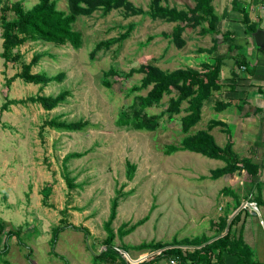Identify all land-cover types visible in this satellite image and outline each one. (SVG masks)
I'll return each mask as SVG.
<instances>
[{
    "label": "rangeland",
    "instance_id": "374dc122",
    "mask_svg": "<svg viewBox=\"0 0 264 264\" xmlns=\"http://www.w3.org/2000/svg\"><path fill=\"white\" fill-rule=\"evenodd\" d=\"M15 1L0 0V16L1 7ZM38 1L23 0V4L29 9ZM130 1L149 11L152 0ZM195 2L162 0L164 5L183 9ZM57 5L68 8L67 0H57ZM9 17L14 18V12ZM178 23L154 19L147 13L127 17L122 9L108 13L97 10L79 16L74 24L83 34L81 48L28 40L13 50L22 59L6 62L1 56L0 20V175L7 176L5 185L0 182V221H8L7 231L15 232L9 239L0 236V264H97L94 252L106 248L105 222L118 189L123 194L112 222L114 245L128 261L149 260L155 253L128 252L123 245L208 234L218 208L224 204L221 189L232 186L235 174L214 179L212 170L224 166L225 161L190 150L165 153L169 145H179L183 137L180 118L185 111L169 117L166 107L170 96L165 95L149 108L157 116L156 130L141 131L118 124L120 117L140 108L138 99L133 106L135 97L147 94L149 88H131L140 83L143 74L115 76L112 86L103 81L104 72L111 68L128 72L150 63L174 70L187 67L197 53L205 56L199 48L211 43L213 37L202 36L200 26L183 32L186 44L182 48L164 35ZM130 24L134 29L125 40L104 46L92 56L97 43L119 37ZM36 53L43 56L32 72H63L64 79L42 85L16 76ZM224 66L223 75H230L231 69ZM62 91H67L66 99L52 110L31 100L39 94L54 96ZM14 99L24 102L14 103ZM6 102L9 104L4 109ZM187 106L185 101L182 107ZM52 118L82 120L88 125L83 130L59 131L47 124ZM203 126L204 121L196 128ZM72 152L82 155L64 164L66 155ZM5 162L10 167L7 171ZM128 162L136 165L132 179L127 174ZM148 214L149 219L134 231L118 234L122 225L124 230L130 229ZM71 224L84 227L89 235ZM5 242L8 250H4ZM159 262L164 261L154 264Z\"/></svg>",
    "mask_w": 264,
    "mask_h": 264
},
{
    "label": "trees",
    "instance_id": "16d2710c",
    "mask_svg": "<svg viewBox=\"0 0 264 264\" xmlns=\"http://www.w3.org/2000/svg\"><path fill=\"white\" fill-rule=\"evenodd\" d=\"M194 6H188L187 9L178 8L176 6H169L162 4V0H152L149 11L137 6L130 0H67V10L60 9L57 5V0H39L31 8L26 9L23 0H18L10 5L1 7V26H2V58L5 61L18 62L22 59L19 53L13 54V50L25 43L28 40H41L43 42H52L58 45L70 44L73 48L79 49L83 46V34L80 30L74 28V24L79 16H89L97 10H103L104 13L111 12L114 9H122L125 16L150 14L151 17L161 18L168 22L178 23L171 33H164L165 36L170 37L178 47L182 48L186 44L183 38V32L186 28L201 27L200 33H212L214 45L210 48H199L200 52L212 53L219 44V34L216 29V23L219 19L215 12L213 0H195ZM14 12L15 17L10 18L9 15ZM244 21L247 24L248 31L255 29L252 24H249V16L244 13ZM134 26L130 24L125 33L110 41H101L97 43L96 49L92 52V56L104 46H111L115 42H122L125 40ZM229 36L224 33L223 40L227 41ZM230 50H234V45H229ZM43 56L41 53L33 55L29 63H24L20 76L26 82L35 84L47 85L52 81H62L65 73L57 75H49L46 72H32V67L37 64L39 59ZM242 59H238V63H242ZM223 58H217L215 62H203L200 68L194 67H180L174 70H166L157 65L150 63H143L138 68H131L128 72H122L116 68H111L104 73V83L107 86L113 85L111 78L115 76H122L129 78L135 73L143 74L139 84L134 85L131 91L148 89L147 94L137 95L133 102L139 100L140 108L135 109L125 117L118 119V124L125 125L135 130L153 131L158 127L156 121L157 116L149 112V108L161 102L165 95L170 96L166 111L169 117L179 115L183 110L185 114L180 118L181 131L183 137L179 145H169L165 150L166 154H172L178 150H190L201 153L213 159H220L226 162L222 167L212 170L211 177L217 179L225 174H233L237 171L247 170L250 175L257 172L250 170L254 164L250 159L240 157L233 148L234 142L232 137L228 134V141L224 146H220L215 137L210 133L213 125L218 122H212L207 129L194 130V127L200 122L202 118V107L213 93L214 90L221 88L219 79L220 71L223 66ZM67 91H62L57 95H37L32 97V101L40 102L46 110H52L62 103L67 96ZM187 101L188 106L183 108V103ZM11 102V101H9ZM9 102L4 104V109L7 108ZM14 103L24 102V100H12ZM11 102V103H12ZM224 103H218L219 106ZM47 124L59 131H78L83 130L88 122L78 121H60L57 119H50ZM82 154L79 152H72L66 155L64 164L72 157H79ZM127 174L130 179L133 178L136 165L134 163H127ZM70 180V177L67 176ZM227 189V188H224ZM118 195L112 201L111 212L109 219L105 222V229L108 233L106 239V248L94 252L95 263L102 264H154L160 260L176 259V264H211L214 257L220 259L224 251L230 253H239V259L236 264H245L246 256L237 249H244L243 243L240 239L234 240L231 244V236L228 232L225 236L217 238L202 247H195L194 249L183 248L182 245H200L206 241L203 236L199 237H184L181 239L174 238L171 242L164 241H145L138 245L130 246L123 245V249L130 252L133 250H149L155 253L154 258L149 260H142L140 262L128 261L121 253L120 249L114 245L116 232L112 227V222L117 216V207L119 205V198L123 194L121 189L117 190ZM48 194V192H46ZM149 219V214L136 222L130 229L124 230V225L118 229L119 235H126L136 229L137 226L144 224ZM75 230H82L88 236L87 229L72 225ZM60 228L57 229V231ZM3 234L8 239L15 235L13 230L9 229L5 233V225L0 221V236ZM5 240V238H4ZM4 250H8V245L4 244ZM157 252V253H156ZM31 256V251L28 257ZM70 264V263H69Z\"/></svg>",
    "mask_w": 264,
    "mask_h": 264
},
{
    "label": "crops",
    "instance_id": "0c3cea01",
    "mask_svg": "<svg viewBox=\"0 0 264 264\" xmlns=\"http://www.w3.org/2000/svg\"><path fill=\"white\" fill-rule=\"evenodd\" d=\"M213 5L219 17L216 23L217 37L220 38L218 47L212 53L199 52L205 54L202 57L197 53L195 60L187 66L200 68L203 62L213 63L217 58H223V66L229 67L231 74L223 75L222 66L219 79L221 88L214 90L202 107L200 122L204 121L205 126L196 128L197 124L194 129H207L210 123L218 122L210 130L216 142L224 146L229 132L236 153L250 159L254 164L250 170L257 173L250 175L247 170L233 173L232 186L221 189L225 194L224 204L222 202L218 208L208 234L202 235L206 241L200 245L182 247L199 248L229 232L231 244L237 238L243 243L244 249L235 252L245 254V264H264V49L257 45L252 36L258 28L264 29V0H213ZM245 12L249 16V24L255 27L251 31H248L244 21ZM224 33L229 36L227 41L223 40ZM213 35L206 33L202 36L212 39ZM230 44L234 45V50L229 49ZM213 45L212 41L205 47ZM240 58L243 60L241 64L238 63ZM218 103L224 105L218 107ZM4 167L6 171L10 169L7 162ZM0 176L3 177L1 185H5L6 174ZM247 202L257 203L259 212L250 207L244 208ZM2 221L6 233L9 222ZM238 254L224 251L221 258L217 260L214 257L211 264H236ZM163 261L157 264H169L168 260Z\"/></svg>",
    "mask_w": 264,
    "mask_h": 264
},
{
    "label": "water",
    "instance_id": "95a60500",
    "mask_svg": "<svg viewBox=\"0 0 264 264\" xmlns=\"http://www.w3.org/2000/svg\"><path fill=\"white\" fill-rule=\"evenodd\" d=\"M252 36L257 45L260 48L264 49V29L258 28L255 32L252 33Z\"/></svg>",
    "mask_w": 264,
    "mask_h": 264
},
{
    "label": "built area",
    "instance_id": "2783aa9c",
    "mask_svg": "<svg viewBox=\"0 0 264 264\" xmlns=\"http://www.w3.org/2000/svg\"><path fill=\"white\" fill-rule=\"evenodd\" d=\"M243 206H244V208H248V207H250V208H252L253 210L259 212V208H258L257 203L247 202V203H245ZM176 263H177V260H176V259H171L170 262H169V264H176Z\"/></svg>",
    "mask_w": 264,
    "mask_h": 264
}]
</instances>
